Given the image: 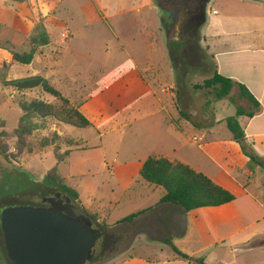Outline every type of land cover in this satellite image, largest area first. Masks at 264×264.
Returning a JSON list of instances; mask_svg holds the SVG:
<instances>
[{
	"label": "rangeland",
	"instance_id": "1",
	"mask_svg": "<svg viewBox=\"0 0 264 264\" xmlns=\"http://www.w3.org/2000/svg\"><path fill=\"white\" fill-rule=\"evenodd\" d=\"M152 2L154 12L150 24L146 20L149 13L145 10L141 16L130 12L121 18H108L107 15L117 12V7L129 6L128 0H102L99 3L102 7L95 0H64L52 11L57 20L54 18L49 25L43 20L51 40H55L48 53L55 63L56 72L52 73L57 80L55 86L72 105L87 102L92 92L102 91L117 76L137 65L144 79L157 91V98L163 102L166 111L156 113V104L141 106L139 111H130L113 122L101 127L95 125L91 129H77L51 120L49 129L40 130L28 139L27 148L34 150L31 154L26 152L27 148L22 154L18 152L16 137L5 138L2 141L8 147L9 159L0 154V214L6 207L43 205L44 198L54 197L53 190L38 187V184L41 185L48 171L57 165L56 149L60 153L72 150L66 163L59 165L60 174L66 184L77 191L87 213L109 226H116L132 214L160 206L165 194L162 187L140 179L139 169L131 167L122 174L120 170L125 163L137 164L150 155H157L198 168L200 161V164H213L209 154L217 159L224 157V153L235 157V148H228V145L208 147L206 144L215 136L217 140L230 137L226 119L236 116L238 107L248 109L249 104L239 98L237 92L232 94L234 101L227 98L215 102L211 90L197 88L211 79L216 71L215 54L208 48L213 38L207 28L213 20L216 23L218 17L209 16L208 27L201 29L198 35H187L181 42L177 35L169 36V39L161 20L164 17L168 21L167 15L158 7L157 0ZM214 5L210 6L209 13ZM122 19L123 25L118 29L116 25ZM20 50H30L29 44ZM47 65L41 58L29 66L15 64L12 72L3 70V73L29 78L48 71ZM42 94L41 89L20 92L12 86L0 84V135L11 134L17 128L22 114L21 101L41 99ZM44 99L53 100L50 96ZM181 113L188 115L189 121L183 119ZM170 116L173 122L181 121L184 133L179 134L167 123L164 130L167 132L168 129L171 135L160 131L148 136L147 128L152 121L161 123ZM216 118L225 121L216 126L215 136L207 134L199 142L205 146L202 150L192 139L204 131L209 132L208 129L216 125ZM54 133H58L60 139L52 146L42 148L44 139L52 140ZM126 185L129 188H125ZM175 214L176 210L163 209L148 220H137L130 239L137 235L134 246L129 245V241L126 245H108L105 250L103 241L99 240L93 260L85 264H117L132 256L146 257L154 264H162L172 255V248L169 245H149L143 239L145 235L166 239L170 231L178 227ZM93 227L100 230L98 224ZM3 241L0 227V264H12ZM161 248L166 250L160 253ZM122 255L124 258H119Z\"/></svg>",
	"mask_w": 264,
	"mask_h": 264
},
{
	"label": "crops",
	"instance_id": "2",
	"mask_svg": "<svg viewBox=\"0 0 264 264\" xmlns=\"http://www.w3.org/2000/svg\"><path fill=\"white\" fill-rule=\"evenodd\" d=\"M95 1L99 7H102L100 6L102 4H99L102 0ZM62 3L64 0H36V2L27 0L24 3L0 0V43L9 42L19 51L26 48L40 19H45L48 25L51 21L54 22L56 15H52V11ZM214 3L216 5L211 9L212 13H209V8ZM128 5L117 7V12L107 15L108 18L118 16L121 18L130 12H136L141 16L145 10L149 13L146 20L150 24L154 12L152 0H128ZM210 6L207 22L202 30L208 27L209 16L218 17V21L215 23L213 20L207 28L213 38L208 48L215 54L213 58L216 61V71L245 85L261 104V110L255 117L240 118L239 122L246 134V144L264 161V0H213ZM122 25L123 19L119 20L116 26L119 29ZM54 44L53 38L48 46L38 50L33 61L34 63L42 58V61L48 64V71L31 76H42L53 85L57 84L52 74L56 72L55 63L54 60H50L48 53L51 52ZM2 61L11 63L12 57L8 51L0 49V62ZM15 64L18 63H13L8 68H0V84L3 87L10 86L9 83L12 81L25 79L3 73V70L12 72ZM42 93V96L48 98V94L43 91ZM44 97L41 99L45 100ZM150 104L158 106L156 112L158 114L166 111L163 102L157 98V91L144 79L141 69L136 65L128 72L117 76L102 91L94 94L92 92L90 99L79 105V110L94 126L101 127L120 116L129 114L130 111H139L141 106L146 107ZM174 121L171 116L169 119L165 117L161 123L152 121L146 133L151 136L161 131L167 136L171 135L168 129L167 132L164 130L167 123L179 134L184 133L185 127L180 123L181 121ZM223 121L225 120L216 118V125L213 126L215 128H209V132L204 131L199 137H193L192 142L204 150L205 146L199 142L207 134L215 136L216 126ZM213 138L207 142L208 147L228 145V148H235L237 152L235 157L224 153V157L217 159L209 154L213 164L206 163V166L200 164L202 162L200 161L198 163L200 168L188 165L231 192L236 200L220 207L202 208L190 213H185L180 207L170 204L150 207L148 208L150 210L137 220H148L163 209L176 210L175 219L178 227L171 230L166 239H157L152 235L148 238L145 235L143 240L149 245H168L166 241L169 240L184 254L195 259H203L206 264H264V170L261 167H251L250 159L245 156L239 144L233 141L232 134L225 140H217L216 136ZM146 159L139 160L137 164L125 163L120 171L124 174L131 167L141 170ZM138 173L140 177V171ZM125 188H129V185ZM136 240L137 235H134L129 245L134 246ZM164 250L166 249L161 248L159 252L163 253ZM171 252L172 255L162 264H190L179 258L172 250ZM119 258H124V255ZM117 264L154 263L146 257L132 256Z\"/></svg>",
	"mask_w": 264,
	"mask_h": 264
},
{
	"label": "trees",
	"instance_id": "3",
	"mask_svg": "<svg viewBox=\"0 0 264 264\" xmlns=\"http://www.w3.org/2000/svg\"><path fill=\"white\" fill-rule=\"evenodd\" d=\"M26 1L27 0H10L12 3H24ZM43 20L45 19H40L37 23L33 35L29 39L30 50L19 51L9 42L0 43V49L8 51L12 57L11 63L6 61L0 62V68H8L13 63L29 66L33 63L38 50L51 43V37L46 30ZM9 84L20 92L41 89L45 94L52 97L54 101L47 102L33 98L31 100L20 102L19 107L22 114L18 120L17 128L11 134L5 132L0 135V154L7 160L9 159L8 147L2 140L9 137H16L18 139L17 150L22 154L28 147V139L40 130L44 131L49 129V123L51 120L77 129L94 128L93 123L79 110V106L72 105L62 92L44 77L33 76L12 81ZM197 88L211 90L215 102L223 101L227 98L234 101V95L232 94L237 92L239 98L249 104L248 109L238 107L236 116L226 119V123L233 136V141L241 146L245 156L250 159L253 168L261 167L264 170V161L256 156L246 144V134L239 122L240 118L255 117L261 110L260 102L245 85L236 82L233 79L224 77L217 71H215L213 77L207 80L204 85L198 86ZM181 117L189 121V116L185 113H181ZM59 139V134L54 133L53 139H44L41 147H50ZM26 152L31 154L34 150L29 147ZM71 153L72 150H67L64 153H60L58 149L54 151L57 165L48 171L47 175L41 182V185L38 184V187L53 190L55 195L61 194L64 198H69L77 210L87 213L81 205L77 191L69 187L66 184V180L60 174L59 165L64 163L70 157ZM140 177L148 184L162 187L165 190L166 193L160 201L161 205H174L180 207L185 213H190L202 208L220 207L236 200V197L231 192L216 184L203 173L196 171L188 164L180 161H172L165 157H159L156 155L149 156L143 163L140 170ZM20 206L28 205L24 204ZM146 211L147 210L132 214L118 222L116 226H109L106 223H100L97 216L89 213L87 214L94 224L100 226L99 232L102 235L101 240L103 241L106 250L108 245H126L129 243L137 219L142 214L146 213ZM166 243L182 260H185L190 264H206L203 259H195L184 254L173 245L171 241L168 240Z\"/></svg>",
	"mask_w": 264,
	"mask_h": 264
},
{
	"label": "water",
	"instance_id": "4",
	"mask_svg": "<svg viewBox=\"0 0 264 264\" xmlns=\"http://www.w3.org/2000/svg\"><path fill=\"white\" fill-rule=\"evenodd\" d=\"M208 5L209 2L204 5L198 28L207 22ZM57 198L59 206H54ZM43 203H52L54 208L28 205L9 207L2 212L1 226L9 259L14 264H85L92 261L93 249L102 236L92 228L93 222L88 217H83L84 224L77 221L71 200L61 199V194L44 198Z\"/></svg>",
	"mask_w": 264,
	"mask_h": 264
},
{
	"label": "flooded vegetation",
	"instance_id": "5",
	"mask_svg": "<svg viewBox=\"0 0 264 264\" xmlns=\"http://www.w3.org/2000/svg\"><path fill=\"white\" fill-rule=\"evenodd\" d=\"M158 5H161V9L164 13H166L168 21L165 20L163 17L162 20V25L165 29V32L167 36H172V35H177L178 38H180V41L183 42V39L191 34V35H198L201 28H198L199 23L201 22V19L203 17V9L204 5L206 2H209L208 8L210 4L212 3L213 0H157ZM169 39H171L169 37ZM56 197V195H54ZM61 199H64V197L61 195ZM59 201L60 199L57 198L54 201V206H59ZM65 204V203H64ZM37 206V205H35ZM52 203H44L43 205H38L37 207L43 208V209H53ZM10 207H18L17 205L10 206ZM9 207H6L2 210V212ZM0 214V227L3 235V243L4 245L7 257L9 259V255L7 253V246H6V241H5V235L2 230L1 226V215ZM66 215L65 213H63ZM74 216L78 217L77 221L81 222L84 224V219L83 217H87L86 213L83 211H79L76 208H74ZM94 225V224H93ZM93 229L99 231L97 228ZM102 239V236L100 240ZM99 242V241H98ZM97 242V243H98ZM96 246V245H95ZM95 248V247H94ZM94 253V249H93ZM9 261L14 264L10 259Z\"/></svg>",
	"mask_w": 264,
	"mask_h": 264
},
{
	"label": "built area",
	"instance_id": "6",
	"mask_svg": "<svg viewBox=\"0 0 264 264\" xmlns=\"http://www.w3.org/2000/svg\"><path fill=\"white\" fill-rule=\"evenodd\" d=\"M65 38H66V35H65Z\"/></svg>",
	"mask_w": 264,
	"mask_h": 264
}]
</instances>
